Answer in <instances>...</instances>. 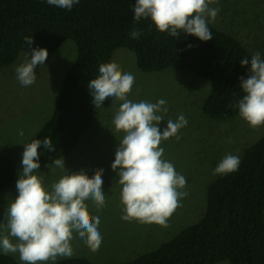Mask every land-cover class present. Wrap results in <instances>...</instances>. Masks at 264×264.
<instances>
[{
    "label": "trees",
    "instance_id": "1",
    "mask_svg": "<svg viewBox=\"0 0 264 264\" xmlns=\"http://www.w3.org/2000/svg\"><path fill=\"white\" fill-rule=\"evenodd\" d=\"M135 3L136 0H80L67 10L49 5L47 0H0V70L17 64L24 48L53 52L67 40L74 41L82 55L67 72L54 112L35 138H51L56 148L55 152L43 146L38 149L40 164L51 165L55 159L71 153L91 127L94 116L95 122L114 125L110 120L114 113L108 109L109 99L103 108L96 109L88 85L99 76L101 64L111 63L115 49L120 46L137 53L139 68H151L154 63L169 65L179 60L180 68L197 72L209 82L211 90L204 84L210 92L203 103L208 116L206 127L215 128V120L239 115L237 105L244 95L240 78L248 77L250 60L258 51H251L244 37L224 27L218 30L210 23L212 40L208 42L186 33H181L179 38L160 33L151 19L134 20ZM103 28H113L111 50L105 42L91 38L92 33ZM134 28L141 32L139 39L130 35ZM25 37L34 39L31 48ZM261 57L264 59V54ZM244 58L249 59V65L242 66ZM203 96L201 92L195 102L200 105ZM233 120L236 121L233 136L243 137L241 141L233 138L231 143L242 150L235 154L241 161L239 170L219 174L210 184L206 211L197 222L158 248L126 261L128 264H217L225 260L229 264H264V136L245 120ZM215 134L212 145L217 131ZM195 151L204 154L200 147ZM16 176V162L0 153V190L11 187ZM82 261L99 264L75 257L55 264H82ZM0 264L22 263L10 254H0Z\"/></svg>",
    "mask_w": 264,
    "mask_h": 264
},
{
    "label": "clouds",
    "instance_id": "2",
    "mask_svg": "<svg viewBox=\"0 0 264 264\" xmlns=\"http://www.w3.org/2000/svg\"><path fill=\"white\" fill-rule=\"evenodd\" d=\"M79 2L80 0H47L49 5L67 10H71ZM217 2L218 0H136L133 18L137 22L151 19L160 33H168L177 38L181 33H186L208 42L212 40L208 24L218 30L223 27L221 23L214 22L220 11L219 7H210V4ZM130 35L133 39H139L141 32L134 28ZM25 43L31 48L34 39L25 37ZM121 47L126 46L118 48ZM135 54L137 56L136 52ZM25 56L27 59L16 68V73L21 85L28 87L35 84L36 68L45 65L49 52L44 48H34L25 52ZM241 64L249 65V59L244 58ZM250 68L248 77L240 78L244 95L237 106L240 117L253 130L260 128L261 135L264 136V59L259 52L252 56ZM134 83L135 77L122 73L119 65L113 62L101 64L99 76L92 79L88 86L96 109L103 108L109 98L113 101L112 106L119 104L113 123L115 132L123 133V136L119 140L111 167L119 177L116 183L121 186V201L125 206L122 219L154 223L167 228L170 218L182 207L181 200L188 193L184 191L186 178L177 173L172 162L163 158L165 149L161 144L174 137L176 140L172 147L178 149L181 146L178 133L188 138L187 131H195L197 126L181 114L176 121L167 120V127L161 131L159 125L164 121L163 114L168 112L167 102L164 99L156 103L132 102L129 96ZM209 88L211 90L210 86ZM203 112L205 124L208 116L204 109ZM233 119L231 116L215 120L213 124L216 127ZM20 135H23L22 131ZM177 142L179 146L175 147ZM42 146L45 150L56 151L51 138L35 139L24 145L23 171L16 182L19 195L7 207L4 221L0 222V230L7 233L0 235V251L4 255L18 253L23 264H46L48 261L55 264L58 259L74 255L71 241L75 238V233L93 253H97L103 242L99 231L100 219L90 215L86 202H92L97 210L106 207L104 170H96L92 178L83 170L70 175L65 168L64 158L55 159L51 165L65 170L66 174L52 184L49 191L45 186L44 176L39 172L41 164L38 149ZM236 153L239 152L226 155L214 169V175L238 171L241 161ZM72 156L77 157L74 152ZM10 237L15 238L16 242ZM75 258L90 260L84 256Z\"/></svg>",
    "mask_w": 264,
    "mask_h": 264
},
{
    "label": "rangeland",
    "instance_id": "3",
    "mask_svg": "<svg viewBox=\"0 0 264 264\" xmlns=\"http://www.w3.org/2000/svg\"><path fill=\"white\" fill-rule=\"evenodd\" d=\"M236 1L238 4L233 7L234 10H237L236 20L230 21L218 14L214 22L221 23L224 29L244 37L251 51L256 50L263 55L264 0ZM220 2L221 0H218L217 3L210 4V7H218ZM209 20L211 21L210 17ZM30 51L24 48L17 64L0 70V153L9 155L17 165V176L13 185L0 190V222L4 221L7 207L19 195L16 182L23 171L24 145L31 143L51 118L67 72L73 63L82 57L77 44L72 40H67L57 50L49 52L44 66H37L35 84L24 87L17 79L16 68L27 59L25 52ZM113 62L119 65L122 73H129L135 77L132 93L129 96L132 102L156 103L160 99L167 102L168 112L163 114L164 121L159 125L161 131L167 127V120L176 121L181 114L188 117L190 123L195 122L197 129L187 131L188 138L178 133L181 137V146L178 149L172 147L173 141L176 140L174 137L161 144V147L165 149L163 158L172 162L177 173L186 178L187 185L184 191L188 193L181 200L182 207L178 208L170 218L169 226L164 228L154 223L147 224L136 220L125 221L122 219L125 214L123 211L125 206L121 201V186L116 183L119 177L111 166L123 133H116L114 125L107 121L95 122L94 116L91 127L86 130V133L71 153L64 157V160L65 168L70 175L83 170L89 178H92L96 170H104L103 191L107 202L106 207L97 210L92 202H86L90 215L98 216L100 219L99 231L103 238L101 248L97 253H93L75 233V238L71 241L74 250L72 257L84 256L97 263H112L110 261L116 258L123 260L119 262L132 260L139 254L158 248L164 241L174 236V234L172 236L170 234L175 230L179 232L197 222L206 211L207 187L219 175L207 177L209 171L207 159L209 157L214 159L210 168L214 170L226 155H233L235 152L241 153L242 150L238 146L231 145L233 138L237 141L243 140L242 135L233 136L235 120L215 128H208L203 123V103L210 94L208 87H211L205 79L193 72L176 69L172 66L163 72L166 73V76L160 73H145L137 65L135 52L126 47L118 48L114 52L111 59V63ZM203 83L209 86L207 87ZM201 92L205 96L201 98L202 100L199 99V105L195 99L200 96ZM112 103V99L109 98L108 109L115 116L119 104L112 106ZM114 116L110 118L112 122ZM233 118L243 119L240 115ZM21 131L23 135H20ZM216 131L217 139L212 145V140L216 138ZM258 131L261 134L260 128ZM178 146L179 143H175V147ZM197 147L202 148L204 154L196 153L195 148ZM1 150L6 151L1 152ZM74 151L80 155L73 158ZM39 172L44 176L45 186L49 191H51L52 184L58 182L66 174L65 170L54 164H41ZM5 234L7 233L0 230V235ZM11 239L14 243L16 242L15 238ZM0 254H3L2 251ZM10 255L16 257L23 264L18 253ZM59 260L62 259H58L55 263ZM46 264H53V262L48 261ZM217 264H229V261L225 260Z\"/></svg>",
    "mask_w": 264,
    "mask_h": 264
},
{
    "label": "bare ground",
    "instance_id": "4",
    "mask_svg": "<svg viewBox=\"0 0 264 264\" xmlns=\"http://www.w3.org/2000/svg\"><path fill=\"white\" fill-rule=\"evenodd\" d=\"M237 4L238 3L236 0H221L220 5H218V7L220 9V11L218 13L219 16H221L225 19H228V20H230V19L236 20V16L234 14L233 7H234V5H237ZM112 32H113V28L110 30L103 28L102 31H100L98 33H92L91 38L98 40L99 42H105L106 47L109 50H111L113 48V43L110 41V37L112 38ZM180 64H181V62L179 60H174L169 65H166L165 63H154L151 68L143 67V68H139V69L145 73H160V74L166 76V73H163V72H165V70L168 67L172 66L176 69H180ZM195 74L198 75L197 72H195ZM213 162H214V159L212 157H209L207 159L206 163H207V166L209 167V169L212 167ZM182 230H180V231H182ZM176 232L177 231L175 230L172 234H170V236H172L174 234L173 237H175L179 233V232H177V233ZM167 236H169V235H167ZM173 237H171L169 239H172ZM169 239H167V240H169ZM119 261H123V260L120 258H116V259L110 261L112 263H99V264H128L126 261H124V262H119ZM82 264H88V262L82 261Z\"/></svg>",
    "mask_w": 264,
    "mask_h": 264
},
{
    "label": "flooded vegetation",
    "instance_id": "5",
    "mask_svg": "<svg viewBox=\"0 0 264 264\" xmlns=\"http://www.w3.org/2000/svg\"><path fill=\"white\" fill-rule=\"evenodd\" d=\"M74 154H75V155H80V154H79L78 152H76V151H74ZM208 173H209V171H208ZM208 173H207V174H208ZM211 175H212V176L214 175V170H213V169L211 170ZM206 194H207V192H206ZM206 198H207V197H206Z\"/></svg>",
    "mask_w": 264,
    "mask_h": 264
},
{
    "label": "water",
    "instance_id": "6",
    "mask_svg": "<svg viewBox=\"0 0 264 264\" xmlns=\"http://www.w3.org/2000/svg\"><path fill=\"white\" fill-rule=\"evenodd\" d=\"M133 258V257H132ZM137 257H135L134 259H136ZM131 259V258H130Z\"/></svg>",
    "mask_w": 264,
    "mask_h": 264
}]
</instances>
